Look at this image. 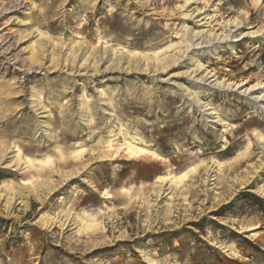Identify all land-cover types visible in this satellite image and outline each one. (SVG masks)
<instances>
[{"label":"rangeland","instance_id":"obj_1","mask_svg":"<svg viewBox=\"0 0 264 264\" xmlns=\"http://www.w3.org/2000/svg\"><path fill=\"white\" fill-rule=\"evenodd\" d=\"M0 264H264V0H0Z\"/></svg>","mask_w":264,"mask_h":264},{"label":"bare ground","instance_id":"obj_2","mask_svg":"<svg viewBox=\"0 0 264 264\" xmlns=\"http://www.w3.org/2000/svg\"><path fill=\"white\" fill-rule=\"evenodd\" d=\"M101 43H105V42H101ZM108 46H110V45H108ZM108 46H106V47H104V48H108ZM105 52V51H104ZM103 55V54H102ZM105 58V56H103V59ZM102 59V60H103ZM216 76V75H215ZM215 76H213V75H211L209 78L210 79H212L213 81L212 82H216L217 83V85H219V82L217 81V79H215ZM124 149H126L127 150V152L129 153V154H131V155H133V156H138V157H140L142 154H145V153H147V151L144 149V148H142V147H140V146H137V145H134L133 143H131V142H127V144H126V147L124 148ZM163 182H166V181H168L167 179H161Z\"/></svg>","mask_w":264,"mask_h":264}]
</instances>
